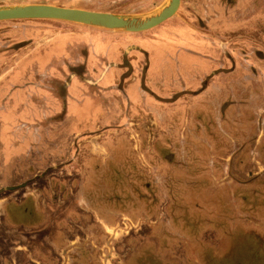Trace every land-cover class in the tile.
<instances>
[{
    "label": "rangeland",
    "instance_id": "1",
    "mask_svg": "<svg viewBox=\"0 0 264 264\" xmlns=\"http://www.w3.org/2000/svg\"><path fill=\"white\" fill-rule=\"evenodd\" d=\"M167 1L0 0V7L48 4L135 16ZM82 42L80 53L93 48L98 55L120 44V63L97 59L93 78L102 80L112 67L126 72L99 99L93 121L88 112L78 116L95 127L76 126L78 112L32 121L31 114H45L44 102L36 112L14 109V93L36 91L41 72L64 71V81L73 82L80 65L71 63L69 46ZM210 46L226 64L213 69ZM150 57L159 61L148 75ZM177 68L189 72L179 77ZM25 71L34 78L17 79L11 94L0 86V264H264V0H181L173 17L139 33L56 19L0 21L1 84ZM164 118L177 126L176 137L154 144L149 138ZM140 130L150 137L140 141ZM79 147L93 154L84 172L66 168ZM156 151H164L171 171L188 167L190 180L203 171L192 186L202 176L203 183L227 186L215 191L219 204L202 189L188 190L184 178L156 172L163 169ZM52 155L65 156L64 163Z\"/></svg>",
    "mask_w": 264,
    "mask_h": 264
},
{
    "label": "crops",
    "instance_id": "2",
    "mask_svg": "<svg viewBox=\"0 0 264 264\" xmlns=\"http://www.w3.org/2000/svg\"><path fill=\"white\" fill-rule=\"evenodd\" d=\"M107 37H108L107 35L103 36L102 40L106 42ZM207 42H210V40H207ZM115 45L117 47H116L115 52L112 51L113 54H110V52H109V49L114 47V45H111V46H109V49L104 50L105 52H103V54L100 53L101 55L100 54L98 55L97 53H95L93 48H92V51L90 48V51H88V52L86 51L85 54H82V53H84V51H82L80 53V51L82 49L81 47L85 46L84 42H82L80 44H75L73 47L69 46L70 49L71 50L73 49V51H74V53L71 54V57L74 58L73 62H71V63H74V65H76V64L80 65V66H78L79 70L74 71V74L72 75L73 82L67 83L64 81L66 79V74L64 71H56V73L53 71L41 72L44 80L41 83V86L38 87L36 91H32V88L29 87L26 89L24 88V90H21L20 93L19 92L14 93L15 95L18 96L17 98H14L13 101L11 102L14 105V109L23 108V110H24L26 108L30 112H36L39 110L38 102H44L46 105L44 108L45 114H42V115H40L39 113L31 114V120L32 121L36 122L39 119H42V121L44 122L45 120H50L51 119L50 117L53 118L54 115L56 116L57 114H59V112L60 113L61 112L62 113L68 112L69 117H71V114H70L71 112H78V115L75 116V118L73 119V123L76 126H78L79 128L82 127L84 129H89V128H92L93 126L95 127V123L92 122L93 120L90 116L91 111H93V114L95 111H97L96 109L99 108V106H98L99 99L104 98V95L112 94L111 90H113L112 88H114V84H116L117 80H119L126 73L125 68L118 66V67H114V68L112 67V69L105 74V76L102 78V80H100V78H97V77L93 78L94 77L93 75H97L96 72L94 70H92L93 66L95 64L97 65V61H98L97 59L104 60V58H105V61L110 62L112 65L113 64L117 65L118 63H120L121 57L117 52V50H119L118 47L120 44L118 45L116 43ZM89 46H91V44ZM77 47H80V49H78ZM210 49L214 50V52H213L214 55L216 54L215 59L210 58L208 60L212 64L213 69H214V67H217L220 63L226 64V57H223V55L218 54L217 48L214 49V46H210ZM77 52H78V54H75ZM54 59L55 58L51 59L50 61H54ZM62 59H65V61H70L69 59H66V58H62ZM168 59H170V58L165 57L163 62L168 64L169 63L168 61H170ZM203 59L207 60V58H205V57ZM158 61L159 60H157V58H151L150 57V62H149V67H148V75L151 74L150 71H151L152 67H154L156 62H158ZM176 64L181 65V63L179 61H176ZM170 65L173 66V63H171ZM172 70H173V67H172ZM178 71H179V69H178ZM188 72L189 71H187L186 73H188ZM206 72H208V71H205L203 73H206ZM186 73H182L179 71V74H180L179 77H181L182 74L185 75ZM34 75H33L32 71H25L24 74H21L19 77L16 76L14 78H10L4 84H1V82H0V86L3 87V89H4L1 94H3V95L11 94L12 93L11 88L12 89L16 88V82H18L17 79H22V80H29L30 79L31 80L34 78ZM208 75H209V72L206 74H202L201 75L202 77L199 79H202L203 77H207ZM86 78L89 80L88 85H85L86 83L83 81ZM91 79L93 81V84L90 82ZM93 79H95V80H93ZM149 81H151V80L146 79V83H150ZM138 83H139L138 81L134 83V90H135V93H137L136 95H138V92H137ZM184 85L186 86V84H183V88H184ZM66 86L70 88L69 92H71L72 95H70V93H69V95H68V93L66 95V93H65ZM64 87H65V89L63 90ZM108 89H110V90L108 91ZM152 89H154V88H152ZM74 90L77 92V95H76V93H74ZM154 93H157V92L154 91ZM85 107H87V108H85ZM162 107H164V106H162ZM81 108L82 109L85 108V109L81 110ZM159 109H162V108L160 107ZM81 112H88L92 121L85 122V120L82 117H78V116H80ZM49 113L51 116H49ZM40 116H42V118ZM59 121H60V119L59 120L57 119V121H54V122H59ZM51 122H53V121H51ZM173 123L174 122H171L166 118L160 119L157 121V125H158V128L160 129V131L156 132L153 136H151V137L148 136L147 135L148 133H145L143 130H140L138 133H136V136L141 141V138L143 137V140H144V136L147 135V137H150L149 140L151 142H153L154 144L157 142L161 143V144L170 143L173 141L174 137H176L175 136V132H176L175 128L177 126L174 125ZM184 127H186V132H187V133H185L184 136L187 137V135H189V133H190V137L192 138L193 133L191 130V126L184 125ZM171 128H174V129H171ZM165 130H168V131H165ZM194 137L198 141H201L204 139L203 135L196 134V136L194 135ZM211 139H213V138H211ZM145 140L148 141V139H145ZM80 142L81 141H79L78 144ZM80 149L81 148L79 147L78 150L75 151V149L73 148L71 155H69V157H68V158H71V160L72 159L73 160L71 163L69 162L68 165H66V168H68L69 166H72L75 169H81V170H78L79 172L80 171L84 172L85 169H88L87 166L91 164L90 161H91V158L93 157V154L87 153V151L85 152V154L84 153L80 154ZM163 152L162 153L159 152V154H158V152L156 151V153L155 152L153 153V154H155L153 156V158H154V160L156 159L155 160V161H157L156 163L159 162L158 163L159 166L160 167H161V165L163 166V169H156L155 170L156 172H158L160 174H162V173H169L171 175L176 174L177 177L180 176V178H184L185 179L184 181H186V182H184L183 185H184V187H187L188 190L194 189V190L198 191L199 189H202L209 194L208 200H211L215 205L219 204L218 203L219 199H222V198L216 196L215 191L226 190V189H228L227 186H224V188L223 187L222 188H216L217 184L214 185L212 183H209L208 180H207V183H203L204 182L203 179L205 176H202L200 178L199 182L196 183V185L192 186L191 185L192 182H190V181L195 180L198 177V175H203L204 172L202 171L198 174L195 173V176L192 177L190 180L188 178V175L192 171H190L188 167L187 168L185 167L184 170H182V168L181 169L179 168L178 170L174 169L171 171L170 167H167V166H170L171 164L165 163L164 157H163ZM54 153L57 154L58 152L57 153L54 152ZM59 155H52V157L54 159L57 158L60 160V162L64 163L65 156H59ZM144 155L147 156L148 153L144 152ZM94 157H96V156H94ZM189 158L191 159V155H188L187 152H185L183 159L187 162V159H189ZM82 162H83V164H81ZM77 166H79V167H77ZM166 168L168 170H165ZM179 172H181V174H179ZM171 175H169V176H171ZM212 175L214 176L215 181L218 182L217 178L220 177V174L214 173ZM169 180L171 181L174 179L168 178V181ZM177 182H178V180L176 181V183ZM171 189H174L173 185L170 186V190Z\"/></svg>",
    "mask_w": 264,
    "mask_h": 264
},
{
    "label": "water",
    "instance_id": "3",
    "mask_svg": "<svg viewBox=\"0 0 264 264\" xmlns=\"http://www.w3.org/2000/svg\"><path fill=\"white\" fill-rule=\"evenodd\" d=\"M181 0H168L158 10L143 15H119L107 12L67 8L48 4L0 7V21L23 19H56L111 31L139 33L153 29L173 17Z\"/></svg>",
    "mask_w": 264,
    "mask_h": 264
}]
</instances>
